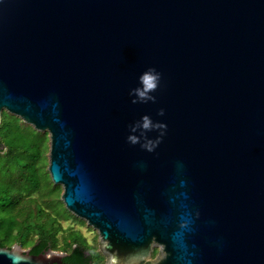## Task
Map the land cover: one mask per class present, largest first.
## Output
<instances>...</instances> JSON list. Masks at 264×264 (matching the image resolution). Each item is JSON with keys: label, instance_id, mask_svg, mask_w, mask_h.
Returning a JSON list of instances; mask_svg holds the SVG:
<instances>
[{"label": "water", "instance_id": "water-1", "mask_svg": "<svg viewBox=\"0 0 264 264\" xmlns=\"http://www.w3.org/2000/svg\"><path fill=\"white\" fill-rule=\"evenodd\" d=\"M149 67L156 100L134 103ZM4 111L50 135L51 179L107 264H264V0H0ZM66 256L0 247V264Z\"/></svg>", "mask_w": 264, "mask_h": 264}, {"label": "rangeland", "instance_id": "rangeland-1", "mask_svg": "<svg viewBox=\"0 0 264 264\" xmlns=\"http://www.w3.org/2000/svg\"><path fill=\"white\" fill-rule=\"evenodd\" d=\"M11 116L14 115L7 111L3 112L0 129L4 124H10ZM19 124L27 125L22 119H20ZM5 132V135L1 136L0 140L8 142V139L12 138V136L7 132V129ZM26 133L34 141L39 142L38 145H42V141L36 139L39 138L38 135L30 133V131H26ZM45 134L47 135L45 142L42 146H38L33 153L28 154L12 147L11 149L14 151L11 155H8V162L4 165L7 168L6 171L12 174L13 178L23 180L28 188H33L38 193L33 196H27L16 189L10 191L11 198L16 201L11 214L14 219V228L11 230L14 238L12 242L21 245L23 250L28 251L31 249V245L23 246L21 244L20 233L27 228H31L24 241L36 243L42 237L41 232L45 231L48 235H54L55 240H57L56 252L66 254L70 251L73 243H76L85 247L87 252L93 257L92 264H107L108 257L101 250L99 233L89 226L86 221L68 212L62 201L63 187L49 181L51 179L49 173L51 140L50 135L46 132ZM3 147L4 152L9 150V145L5 142ZM21 161H26L28 164L25 170L20 168ZM27 174H29L28 177L26 176ZM8 218L9 214L1 212L0 219L2 221L5 222ZM0 240L3 241L4 239L0 238ZM162 256V248L156 246L153 249L150 260L154 262Z\"/></svg>", "mask_w": 264, "mask_h": 264}, {"label": "trees", "instance_id": "trees-1", "mask_svg": "<svg viewBox=\"0 0 264 264\" xmlns=\"http://www.w3.org/2000/svg\"><path fill=\"white\" fill-rule=\"evenodd\" d=\"M19 121L20 119L18 117L11 116L10 124H4L3 127L0 129V137L5 135L6 129L7 132L12 136V138L8 139V142L4 141L9 145V150H7L6 152H4V150L2 149V145L4 144V142L0 140V215L1 212L9 214V218L5 222L0 219V238L4 239L3 241L0 240V247H7L10 245L13 246L14 244V242H12V239L14 238L12 237L11 231L14 228V219L11 214L16 204V201L11 198L9 194L10 191L12 189H16L19 190L20 193H24L27 196H33L35 194H38L35 189L28 188L23 180H17L13 178V175L6 171L7 168L4 165H6L8 162V155H11L13 153L14 150L11 149L12 147H15L17 150L26 152L28 154L33 153L38 148V146L40 147L43 145L47 136L45 133L38 132L28 125H20ZM26 131H30V133L38 135L39 138L36 139H40L39 141H42V145H38L39 142L34 141L31 137H29ZM27 167L28 164L26 161L20 162V168L22 170H25V168ZM26 176L28 177L29 174H27ZM49 181L53 183L51 179ZM30 231L31 228H27L25 229V231L20 233V242L23 246H26L28 244L31 245L30 253L32 255H39L48 250H57L58 243L57 240H55L54 235H48L47 233H45V231L41 232L42 237L36 243L24 241ZM73 245L70 248V251L66 253L67 256L65 257L63 262L65 264H92L93 257L87 254L86 248L76 243H73Z\"/></svg>", "mask_w": 264, "mask_h": 264}, {"label": "clouds", "instance_id": "clouds-1", "mask_svg": "<svg viewBox=\"0 0 264 264\" xmlns=\"http://www.w3.org/2000/svg\"><path fill=\"white\" fill-rule=\"evenodd\" d=\"M162 80V74L154 67L147 68L142 72L138 78V85L130 90V95L134 97L133 102H155L156 97L153 95ZM160 115H163V109L160 111ZM152 126V122L149 117L142 118V122L133 127L132 131L135 132L137 128L149 130ZM163 126V125H161ZM129 139L132 142L136 141L135 136H130Z\"/></svg>", "mask_w": 264, "mask_h": 264}]
</instances>
